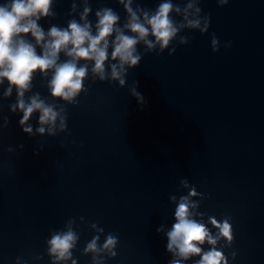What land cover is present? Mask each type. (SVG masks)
<instances>
[{
  "label": "water",
  "instance_id": "water-1",
  "mask_svg": "<svg viewBox=\"0 0 264 264\" xmlns=\"http://www.w3.org/2000/svg\"><path fill=\"white\" fill-rule=\"evenodd\" d=\"M160 2L134 0L133 6L155 9ZM173 2L183 6L187 0ZM71 3L55 0V18L42 19L41 26L78 20L80 0L69 16ZM89 3L93 23L101 7L112 8L124 23L126 13L116 0ZM199 6L211 17L208 33L184 30L180 35L191 40L174 41L172 55L145 53L139 45L142 59L128 70L124 88L89 79L78 104H63L51 100L37 74L27 95L38 92L62 104L65 133L24 134L22 114L9 108L15 90L2 99L7 83L0 86V124L9 120L0 130V264H16L18 257L26 264H51L46 241L70 218L80 235L73 252L78 264H91V256L82 255L95 235L91 223L104 229L101 244L108 233L119 238L116 257H105V264H168L167 238L156 229L174 223L169 196L187 194L181 179L205 194L198 209L205 222L208 216L230 217L235 239L223 249L229 264H264V0H229L224 7L201 0ZM213 33L220 41L215 53ZM135 82L143 107L130 95ZM37 120L38 113L34 128Z\"/></svg>",
  "mask_w": 264,
  "mask_h": 264
},
{
  "label": "clouds",
  "instance_id": "clouds-1",
  "mask_svg": "<svg viewBox=\"0 0 264 264\" xmlns=\"http://www.w3.org/2000/svg\"><path fill=\"white\" fill-rule=\"evenodd\" d=\"M116 2L126 13L122 25L120 16L110 7L96 10L93 23L89 19L92 13L89 0H80L82 10L79 12L77 0H72L68 15L78 12L79 19H69L66 27L51 25L47 30L39 22L55 18V0H5L0 3V86L7 83L2 99L12 97L15 90V102L9 108L13 114H22L18 123L24 134L54 137L68 128L67 110L62 104L50 102L38 92L27 95L32 92L37 74L46 81L52 101L76 105L80 94L88 91L85 81L89 79L93 83L97 80L115 82L124 88L128 70L137 68L142 59L139 45H143L145 53L160 55L169 50L172 55L176 51L174 41L186 45L191 40L190 36L180 35L181 32L198 30L203 35L210 27L211 17L202 14L201 0H187L183 6L173 0H161L155 9L139 4L134 7V0ZM216 2L219 7H224L229 0ZM175 17L181 19L178 21ZM210 46L214 53L220 49L215 33L211 35ZM231 46V41L224 45L225 48ZM62 54L64 59H61ZM137 88L135 82L130 95L143 107L146 100ZM36 113L38 126L34 128L31 120ZM8 124V118L4 117L0 130ZM19 147L23 149L24 146ZM179 183L188 191L179 198L169 196L170 202L175 204L174 223L170 228L161 224L156 229L167 238L166 251L172 256L168 264H186L190 260L193 264H229L223 249L231 247L235 239L230 217L218 220L208 216L205 222V214L198 211L205 194L198 192L187 179H181ZM80 222L84 223V217H80ZM75 224V219L70 218L63 229L51 231L46 241L51 264H78L73 258L80 239ZM88 227L95 235L86 243L82 255H90L91 264H105V257L115 258L118 236L108 233L101 244L103 227L96 223ZM231 256L235 259L236 253ZM16 264L26 262L18 257Z\"/></svg>",
  "mask_w": 264,
  "mask_h": 264
}]
</instances>
